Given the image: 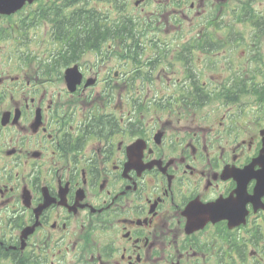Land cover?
<instances>
[{
	"label": "flooded vegetation",
	"instance_id": "af4514ba",
	"mask_svg": "<svg viewBox=\"0 0 264 264\" xmlns=\"http://www.w3.org/2000/svg\"><path fill=\"white\" fill-rule=\"evenodd\" d=\"M87 12L36 0L0 19V55L3 23L17 30L0 57V264H264L261 172L236 170L264 149V105L201 139L197 96L137 90L136 43L84 40ZM218 202L227 218L189 227Z\"/></svg>",
	"mask_w": 264,
	"mask_h": 264
},
{
	"label": "water",
	"instance_id": "95a60500",
	"mask_svg": "<svg viewBox=\"0 0 264 264\" xmlns=\"http://www.w3.org/2000/svg\"><path fill=\"white\" fill-rule=\"evenodd\" d=\"M1 1H4V2H5V1H9V2H11L12 0H1Z\"/></svg>",
	"mask_w": 264,
	"mask_h": 264
}]
</instances>
